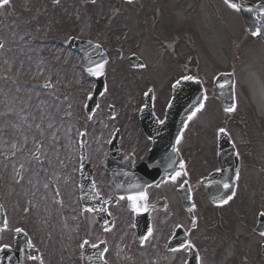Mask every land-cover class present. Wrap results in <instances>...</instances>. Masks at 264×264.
Listing matches in <instances>:
<instances>
[{
  "label": "rangeland",
  "instance_id": "374dc122",
  "mask_svg": "<svg viewBox=\"0 0 264 264\" xmlns=\"http://www.w3.org/2000/svg\"><path fill=\"white\" fill-rule=\"evenodd\" d=\"M30 1L31 6H27L25 0H9V5H0V38L5 43L4 54L0 55V112L5 111L8 107L12 108L15 115L10 117L11 123L18 125L15 129L4 128L3 124L6 118L0 116V133H2L0 135V198L12 203L13 207L17 209L16 200H21L22 193L27 192L31 194L34 201L32 207L35 209V215L31 216L34 225H37L35 223L37 214L45 215L47 212L43 223L51 217L50 223L58 227L61 222L58 221L57 216L64 214L65 217H68L69 214L68 206L71 204L69 192L72 190V181L76 175L79 131L86 132L87 156L90 164L99 169L100 158L111 129L119 125L122 118L129 123L131 118L126 117L129 113L126 105L131 100L130 96L139 95L144 89V86H140L136 79L141 80L140 82L143 84L142 80L145 76L152 77L154 81L160 83L161 72L154 70L148 74L143 71H135L137 73L128 71L121 59L116 58L112 52L110 62L106 67L105 80L108 91L100 97L99 109L96 114L89 120H85L82 105L90 91L92 81L82 70L80 56L66 49L63 41L72 33L89 35V32L94 34V30L89 25H93L95 29L101 28L96 17L103 14L106 0H96L95 4L82 7L80 14L82 16L79 20H72L70 16L77 7L75 2H69L70 0H60L58 4L43 3L41 0ZM193 1L190 0L189 4ZM162 5L157 0H151L150 3H146V6L142 5L144 9L138 6L134 14L126 10V6L124 8L118 6L113 15L111 27H109L112 28L110 31L112 39H104V46L110 48L113 47L112 44H119L126 40H122L120 37L121 31L123 32L121 26H128L131 31L130 37H132L133 33L136 34L138 31L140 20H145L150 25L148 31L150 35L151 32L158 31L160 36H166L165 33L173 27V18L168 9H163ZM156 10H159L158 15L162 17L156 22L153 20L149 22L148 17ZM226 13L223 15V19L225 23H228L231 13ZM192 18L194 19L195 32L193 31L192 34L193 44L188 47L190 53L192 52L193 59L187 72H193L196 69L194 68L196 55L192 51L193 48L198 49L202 55L200 59L202 65L206 66L215 55V52L211 50L213 44L218 46L222 36L219 33L221 24L210 4L202 2L199 14L197 15L196 11ZM169 21H171V25ZM148 39L151 40V36ZM133 41L134 38L124 43L129 44ZM145 49L147 50V48ZM149 49L153 51V49ZM150 50L147 52L148 55ZM218 53L216 51V56ZM223 66L229 68L228 63ZM244 66V64L241 65L235 78L239 86L245 90L238 94L236 92V112L238 116L242 117V121L246 122L250 117L249 123H253L254 127L257 125L256 121L264 126V67L261 66L257 69L254 66ZM197 67L200 68V71L205 70L208 85L206 88L209 90L211 79L209 74L215 72V69L201 68L200 65ZM178 72L182 74L184 71L178 70ZM47 81L51 82V87L43 85V82ZM154 90L159 95L169 93L168 85H158L154 87ZM65 97L68 99L65 100ZM69 103L72 105L71 108H69ZM109 104L114 106L115 115L113 118L106 113V107ZM204 104V109L197 114V118H199L198 121L196 120L197 124L194 128L193 125H189L190 129L187 130V133L192 132L193 139L196 130L200 131L201 128L207 133V130L210 131L215 127V124L221 121L222 114L217 103L213 99L207 98ZM67 112H71V116H67ZM41 113L45 117L42 124V127L45 128L43 136L34 126L28 127L29 124L34 125V123L40 122ZM33 117H36L35 121ZM245 117L247 118L245 119ZM50 122H54L53 128L47 129V124ZM249 123H247L248 128H250ZM53 132H56L58 139L53 140ZM124 134H126L125 138L132 137L129 139V143L135 137H139V134L132 135L127 132ZM199 140L205 142L203 133ZM250 140L255 143H264V135L261 134L260 128H257L255 132L253 130ZM36 148H39L40 151L35 155ZM10 152L13 154L11 155ZM18 165L22 166L23 177L17 185L11 181L10 176L15 173ZM248 169L246 166L241 169L236 190L237 196L230 203L221 207L224 215L229 216V212H232L229 218L232 219L233 215L237 216L236 225L232 222L236 230H243L242 221L247 220L249 223L252 216L254 217L255 206L264 207V193L258 191V188L264 187V182H261V187H258L254 168L249 171ZM49 179L60 185V191L66 197V204L56 206L50 203L49 187H44L45 184L48 185ZM205 201H200V204L196 206L197 213L198 207H202V212L206 214L205 216L200 214L197 227L204 226L210 221V218L215 219L218 216L217 208ZM68 222L69 220L67 225L63 226L62 231L71 228L70 222L69 224ZM53 226L50 230L48 229L49 239L46 242V248L42 251L45 258L67 254L59 246V232L61 231L55 233ZM224 228H228V225ZM202 229L199 230L200 233H202ZM33 231L43 234L39 228L33 229ZM230 231V229L224 230L223 236L220 237L217 235L220 240L213 242L210 250L206 247L207 243L201 242L199 246V242L193 239L194 243L203 251V256L200 258L202 264H232L236 256L243 258L241 264H264V261H259L258 258L261 256L258 243L264 238L256 236L248 243L240 240L235 241ZM61 237L67 239L68 233H62ZM218 246L222 248L218 249Z\"/></svg>",
  "mask_w": 264,
  "mask_h": 264
},
{
  "label": "flooded vegetation",
  "instance_id": "af4514ba",
  "mask_svg": "<svg viewBox=\"0 0 264 264\" xmlns=\"http://www.w3.org/2000/svg\"><path fill=\"white\" fill-rule=\"evenodd\" d=\"M132 1L139 3L140 7L144 9L142 5L146 6V3H150L151 0ZM157 1H166V4L171 7L169 11L172 14L174 11H181L184 15L189 13V7L184 5V0ZM249 1L258 3L261 0ZM122 2L126 4L127 1L123 0ZM210 2L221 24L219 27V33L222 34L221 40L218 46L213 44L211 50L215 52V55L208 64L205 63L206 66L202 65V60H200L202 55L198 49L194 47L192 50L196 55L194 62V68L196 69L192 74L202 81L204 87L208 86L206 83L207 77L205 76V70L200 71L198 65L201 68L215 69V65L222 63L224 58H229L235 78L242 64L257 67V69L261 66L264 67V41L260 36H252V31L245 27L239 13L231 9L225 2L222 0ZM222 6L231 13V19L228 23H225L223 19ZM261 10H256V19H260ZM173 15H171L172 18H175ZM151 17H153L152 14ZM174 24L173 21V27ZM259 24L257 22L255 26ZM148 26L150 27V25ZM172 32L177 33V37L174 39L170 37ZM151 33V40H148L150 42L149 48L153 51L149 49L150 54L146 56L144 64L161 71L162 79L170 76L175 70L184 71V75L191 74L187 70L191 65L193 55L192 52L190 53L188 46L193 44V32L185 29L179 35L178 31L171 29L168 34L165 33L167 37L160 36L158 31ZM141 49L144 48L141 47ZM216 51L219 52L217 56ZM209 75L211 76L210 81H213L214 75ZM235 104L237 105L236 101ZM155 106L157 109L160 108L158 104ZM221 114L220 123L218 122L214 128L208 130L209 133H205L201 128L200 131H195L196 137L194 136V139L196 141L191 137L192 132L187 133V130L190 129L189 125H193L194 128L199 118L192 119L188 127L184 129L183 139L179 145L183 150L181 153L185 165L183 171L186 174L177 177L175 181L168 179L169 175L156 184L144 187L135 182L136 176H132L131 179L134 183L128 185V187L125 184L122 185V187L128 189L131 196L142 192L147 193V200L144 203L142 201L136 202L140 205L141 210L137 211L133 201L129 200L126 194L116 195L111 183L112 178L104 174L94 177V185L100 201H108L105 205V212L108 216L104 220H99L94 211H88L91 207H81V212L79 211L78 206L80 203L76 188L73 191V196H71L75 202L71 211V228L59 232V246L63 250L67 246L69 247L68 254L65 253L64 256L58 254L57 256L45 258V254L42 252L46 248L44 235L42 236L39 232L35 233L33 231V229L42 227L41 217L35 218V223H37L35 226L32 222L33 218H30L28 214H19V208L15 209L12 203L8 201L5 202L7 209L2 203L5 212V223L0 227V264H104L103 261L96 259L99 251L104 248L108 249L104 253L107 264H185L189 248L182 247V245H194L198 249L199 258H202L203 251L199 248L200 243H207L206 247L210 250L213 242L219 241V237L223 236L224 230L230 229L235 241L240 240L245 243L252 241L254 236L252 230L253 216L249 223H247V220L242 221L243 230H236L232 222L236 225L237 216L233 215L234 219L233 217L232 219L229 218L232 212H229V216L224 215L221 208L224 205L214 204L219 217L216 216L215 219L209 217L210 221L207 224L197 227L200 214L203 216L206 214L202 212V207H198L197 213L196 206L200 204V201L205 200V202L211 204L206 199L201 181L207 174L218 169L216 147L217 139L221 134L219 132L220 128L226 130L223 135H226L232 143L239 163V172L241 173L243 166H246L249 168L248 171L254 168L258 177L263 178L264 175V143H255L250 140L253 130L255 132L257 128H260L261 134L264 135L263 124L260 125L259 121H256L257 125L254 127L253 123H249L250 117H245V119L247 118L246 122L245 120L242 121V117L238 116L236 111L227 113L223 110ZM247 123L250 124V128H248ZM235 124L237 125L234 126ZM202 133L205 142L199 140ZM129 148L130 146H122L124 151H129ZM133 154L136 162L138 159L137 152ZM194 172L196 175L193 174ZM237 185L238 181L236 180L235 190H237ZM20 202L21 200L17 199L15 203L19 205ZM191 202L192 206L195 205L194 212L193 208L190 207ZM145 205L147 206L148 226H145L143 216L146 212L144 210ZM135 215L138 217L136 226H134ZM193 219L196 220L195 227L192 224ZM227 225L228 228L225 229L224 227ZM149 229L152 230V235L148 237L147 241L141 243V238L148 236ZM200 229H202V233H200ZM62 233H68L67 239L61 237ZM193 239L199 242V246L194 243ZM84 241H88V243L84 245L83 252L80 245ZM93 244L97 245V248H92L91 245ZM173 249H176V251H173Z\"/></svg>",
  "mask_w": 264,
  "mask_h": 264
},
{
  "label": "snow or ice",
  "instance_id": "6c2138e0",
  "mask_svg": "<svg viewBox=\"0 0 264 264\" xmlns=\"http://www.w3.org/2000/svg\"><path fill=\"white\" fill-rule=\"evenodd\" d=\"M59 2H60V0H54V3H57L58 4ZM82 2L85 5L88 4V3L95 4L96 3V0H82ZM128 2L131 3L132 0H128ZM224 2L231 9H233V10H235L237 12L241 11V7L236 2H234V0H224ZM8 3H9V0H0V5H6ZM261 12H262V14H264V9H262ZM76 18H77V20L80 19L79 10L77 11V17ZM262 34H264V30H262L259 27L255 28V30L252 31V33H251L252 36H257V37L261 36ZM95 47L96 48H100L101 45L97 44ZM4 51H5V43L3 42L2 38H0V55H3L4 54ZM5 63H7V61H5ZM108 63H109V61L102 56V58L98 62H95L94 64H92V66L86 68L85 71L90 76H96V77L103 76V75H105V69H106V65ZM138 67L145 68L147 66L145 64L141 63V64L138 65ZM196 79L197 78L194 75H181L180 78L175 81V84L173 85V87H176L177 85H179L182 80L183 81H192V80H196ZM45 86L46 87H51V82L50 81H47L46 84H45ZM221 87H223V85H221ZM107 91H108V88H107V86H105L104 91L101 92L100 95H104L105 93H107ZM92 95H93V93L89 92L88 95H87V99H91L92 98ZM145 95H147V93H145ZM67 99L68 98L65 97V100H67ZM204 99L206 100L207 97L205 96ZM71 106H72L71 103H69V108H71ZM169 106H171V102H169ZM85 107H87V105H85ZM204 107H205V104L203 102L199 103L198 106L195 107V110H193L190 113V115L188 116V121H191L194 117H196L197 113L200 112L201 110H203ZM234 111H236V104L235 103L231 104L229 107H227L225 109V112H227V113H232ZM12 115H15V114L13 113V109L10 108V107L6 108L5 111L0 112V116L6 118L5 121H4V124H3V127L4 128L12 127V128L15 129V128L18 127L17 124L11 123L10 117ZM66 115L67 116H71V112H67ZM89 118H91V117H89ZM21 119H23V118H21ZM44 119H45V117L41 113V115L39 116V121L40 122H36V123H34V125L33 124H29L28 127L29 128H32L34 126L35 129L40 133V135L43 136V134L45 132V128L42 127V124L44 122ZM33 120L35 121L36 120V117H33ZM158 123L163 124L164 121L163 120H158ZM53 124H54V122L48 123L47 124V129H52L53 128ZM187 127H188V123L186 121L185 124H184V128L186 129ZM57 131H58V129H57ZM225 131L226 130L224 128H220L219 129V132L220 133H224ZM0 135H2V133H0ZM183 135H184V130L182 129L181 132H180V134L176 137V143L173 145L172 151L174 153H179V148L176 147V145H179L181 143V140L183 139ZM52 138H53V140H56V139L59 138V137L56 136V132H53L52 133ZM26 139L27 138L25 137V140ZM13 147L15 148L16 145L14 144ZM237 155H239V153H237ZM169 166H171V165H169ZM184 168H185L184 162L181 161L180 162V169H181V171H176L175 174L174 175H170L168 177V179H170L172 181H175L177 179V177L181 176L182 174H186V172L183 171ZM235 176H236V180L239 181L240 180V172H239V170L236 171ZM44 187L47 188L48 185L45 184ZM93 187H94V184H93ZM235 187L236 186L233 185V184H230V183H227V182L223 183V185H222V188L223 189H232V191L226 197L221 196L218 199V201H217L218 205H226V204L229 203V201H232L237 196V191L235 190ZM129 199L131 201H133L134 207H136L137 211H139V210H141L140 209V205L137 204L136 202L137 201H146L147 200V193L146 192H142V193H140L138 195L130 196ZM105 203H107V201H105ZM192 208L193 209L195 208V205L194 204H193ZM94 210L95 209H91V208L88 209V211H94ZM101 210H103V209H101ZM144 210H147V206L146 205L144 206ZM24 211L27 212V211H29V209L28 208H25ZM260 216H264V212H261L260 213ZM192 224H193V227L196 226V220L195 219H193ZM5 227H6V224H5ZM18 231H20V230H18ZM151 235H152V230L149 229L148 230V236L142 237L141 238V243H144L145 241H147L148 237H150ZM259 235H260V237L264 238V231H261L259 233ZM87 243H88V241H84L80 245V247L83 248L84 245L87 244ZM5 247H7V246H5ZM91 247L92 248H97V245L93 244V245H91ZM182 247L191 248V247H194V245L188 244L186 246L185 245H182ZM107 251H108L107 248H104V249L100 250L99 253L96 256V259L97 260H100V261H103L104 264H107V261L104 259V253H106ZM173 251H176V249H173ZM33 259H35V257H33Z\"/></svg>",
  "mask_w": 264,
  "mask_h": 264
},
{
  "label": "water",
  "instance_id": "95a60500",
  "mask_svg": "<svg viewBox=\"0 0 264 264\" xmlns=\"http://www.w3.org/2000/svg\"><path fill=\"white\" fill-rule=\"evenodd\" d=\"M75 47L77 49H79L84 57V64H85V69L92 66V64H94L95 62H98V60L96 59V50L92 51L88 45L86 44H77L75 45ZM102 76L100 77H96L97 79V84L94 88V92L92 95V98L89 99L90 104H89V108L90 106H93L95 104V98L96 96L102 91L103 89V81L101 79ZM226 78V76H225ZM224 79V76H220L218 77V80H222ZM230 78H228V81L230 82ZM230 85V83H229ZM202 98V92H201V88L199 86L198 83L196 82H191V81H181V83L179 85H177L176 87L173 88V101H172V106L170 109V112L168 113V117L164 120L163 126L167 127L169 130V137L167 140L168 144L173 143L175 141L176 136L178 135L182 125H183V121L186 119L187 115H188V111L182 110V112L184 113V115L182 116H178L177 115V107H175V105L177 103H179L182 100H186L190 102L191 105V109L193 110L196 106H198V104L200 103ZM177 99V102H175ZM190 109V111H191ZM153 136V144L154 147L151 151V154L148 156L147 161H149L151 159V156L153 153H156L157 150V144L159 142V136L157 134H152ZM113 149L110 150L111 154L113 153ZM109 152V153H110ZM150 157V159H149ZM146 164L147 163H142L138 169H140L141 171H144V168H146ZM178 164V159H175L173 161V163L171 164V166H168V170L170 172H172L174 169H176V166ZM160 173V172H159ZM158 174V172H157ZM209 197H211L212 199H214V197L210 196L209 193ZM193 258H196L195 255H193ZM196 264V262H195Z\"/></svg>",
  "mask_w": 264,
  "mask_h": 264
}]
</instances>
